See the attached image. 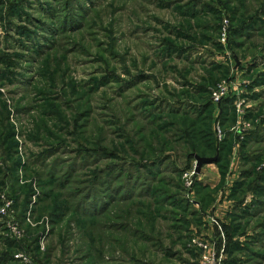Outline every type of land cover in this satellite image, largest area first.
Listing matches in <instances>:
<instances>
[{"label": "rangeland", "instance_id": "obj_1", "mask_svg": "<svg viewBox=\"0 0 264 264\" xmlns=\"http://www.w3.org/2000/svg\"><path fill=\"white\" fill-rule=\"evenodd\" d=\"M227 188L264 264V0H0V264H197Z\"/></svg>", "mask_w": 264, "mask_h": 264}, {"label": "built area", "instance_id": "obj_2", "mask_svg": "<svg viewBox=\"0 0 264 264\" xmlns=\"http://www.w3.org/2000/svg\"><path fill=\"white\" fill-rule=\"evenodd\" d=\"M227 25L222 28L223 36L225 37V30ZM230 85L226 82L218 83L211 91V100L215 104H218L221 99L228 94ZM215 133L221 140L222 131L218 125L215 126ZM194 169L190 172H185L182 175L183 184L188 192L191 191L194 185ZM208 221H212L211 227H217L220 235V226L218 221L213 215H206ZM191 245L194 247L197 256V264H223V249L219 246L217 240L213 236H208L206 234H194L190 238Z\"/></svg>", "mask_w": 264, "mask_h": 264}, {"label": "crops", "instance_id": "obj_3", "mask_svg": "<svg viewBox=\"0 0 264 264\" xmlns=\"http://www.w3.org/2000/svg\"><path fill=\"white\" fill-rule=\"evenodd\" d=\"M234 130V129H233ZM249 133V132H248ZM216 158V157H215ZM241 158V157H240ZM214 166H217L216 165V162H215V164H214ZM217 170H218V167H217ZM240 170H242V167L240 166V169L238 170L239 172H238V175H237V177H234V178H230L229 180L231 181V183L230 184H232L231 186H230V188H229V190L232 192L233 190H234V186H235V183L237 182V181H235V180H240L241 179V175H240V173H241V171ZM200 173V172H199ZM228 173H230V171H228L227 172V174ZM220 174V173H219ZM229 175V174H228ZM220 176V175H219ZM226 177V176H225ZM238 178V179H237ZM219 180H220V177H219ZM218 180V181H219ZM217 181V182H218ZM216 182V183H217ZM216 185V184H215ZM215 185H212V186H210L211 188L212 187H214ZM204 186H209V184H207V183H205L204 184ZM227 191H228V188H227V190H225V194L224 195H220V196H217L213 201H212V203L211 204H209V206H208V208H207V206L206 207H204V208H206L205 209V211H208V213H201L203 216H202V219L203 220H206V215H208V214H212L216 219H217V221H218V223H219V226H220V235H219V232L217 231V229H215L214 228V230L213 229H211V226L210 225H208V223H202L201 224V226H199L198 227V229L196 230V229H194L195 230V232L196 231H198L199 230V234H206V235H208V236H213L212 235V233H214V236L216 235V236H218L219 237V240L221 239L224 243H225V238H224V236H225V234H226V232H230V231H228L229 230V228L231 227V223H230V221L233 219L232 218V215H230V214H232L231 212H232V210L234 209V207L236 206L235 205V203H236V201H238V200H235V199H230L227 195L229 194V193H227ZM233 195V194H232ZM222 196V197H221ZM243 197V196H242ZM240 201H244L242 204L240 203ZM200 203H196V205H199ZM244 205L245 204V197L244 198H242V199H240L239 201H238V203H237V206H239V205ZM231 229V228H230ZM220 244V243H219ZM197 254H196V259H197ZM144 262H146L145 260H144ZM147 264V263H146Z\"/></svg>", "mask_w": 264, "mask_h": 264}, {"label": "water", "instance_id": "obj_4", "mask_svg": "<svg viewBox=\"0 0 264 264\" xmlns=\"http://www.w3.org/2000/svg\"><path fill=\"white\" fill-rule=\"evenodd\" d=\"M194 158H195V167H194V172L198 173L200 171V168L202 165L206 164V163H210L212 162L215 157H202L199 155L194 154Z\"/></svg>", "mask_w": 264, "mask_h": 264}, {"label": "trees", "instance_id": "obj_5", "mask_svg": "<svg viewBox=\"0 0 264 264\" xmlns=\"http://www.w3.org/2000/svg\"><path fill=\"white\" fill-rule=\"evenodd\" d=\"M218 104H219V103H218ZM219 107H220V104H219ZM244 175H246L245 172H242V173H241V179L235 183V186H234V190H233V191H235L237 188H239V187H241V186L243 185V181H244V180H243V179H244L243 176H244ZM194 185H195V184H194ZM236 192H238V191H236ZM247 192H248V191H247ZM245 194H246V193H245ZM245 194H243V195H245ZM243 198H244V197H243ZM240 203L242 204V201H240ZM241 204H240V205H241ZM230 228H231V227H230ZM230 228H229L228 231H230ZM226 234L229 235V232H226ZM230 234H231V233H230ZM226 246H227V245H226Z\"/></svg>", "mask_w": 264, "mask_h": 264}]
</instances>
